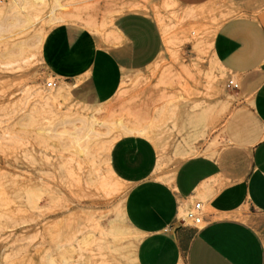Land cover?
<instances>
[{"label":"rangeland","instance_id":"obj_1","mask_svg":"<svg viewBox=\"0 0 264 264\" xmlns=\"http://www.w3.org/2000/svg\"><path fill=\"white\" fill-rule=\"evenodd\" d=\"M59 1L54 21L47 13L53 0H0V264H136L139 236L122 218L128 188L109 166L110 148L121 136H143L155 147L157 170L170 172L198 149L231 142L222 135L239 99L249 100L234 96L227 85L239 88V77L212 59V31L225 20L215 26L212 15L228 5L214 0L217 10L208 9L215 13L196 18L171 0ZM11 6L23 7L29 20L19 13L12 21ZM129 6L159 29L163 49L154 64L106 100L89 87L77 91L81 80L68 85L58 76L46 88L47 31L70 26L104 43L112 19ZM92 124L95 135L86 138ZM238 216L256 229L264 222L247 208Z\"/></svg>","mask_w":264,"mask_h":264},{"label":"crops","instance_id":"obj_2","mask_svg":"<svg viewBox=\"0 0 264 264\" xmlns=\"http://www.w3.org/2000/svg\"><path fill=\"white\" fill-rule=\"evenodd\" d=\"M173 1L205 5L207 15L218 8L214 0ZM223 1L229 9L214 19L224 12L229 17H220L213 58L239 77L234 96L249 100L239 99L222 135L231 142L217 151L198 149L170 172L157 170L155 147L143 136H121L109 151L113 174L128 188L121 214L139 236L136 264H264V222L256 229L238 216L245 208L264 216V0ZM162 49L156 23L129 6L112 19L104 43L70 26L51 28L42 42V67L55 83L81 80L77 91L89 87L106 100L126 78L154 64ZM194 203L206 209L200 228L180 218Z\"/></svg>","mask_w":264,"mask_h":264},{"label":"bare ground","instance_id":"obj_3","mask_svg":"<svg viewBox=\"0 0 264 264\" xmlns=\"http://www.w3.org/2000/svg\"><path fill=\"white\" fill-rule=\"evenodd\" d=\"M15 1V3H16V0H14ZM173 3H175L173 0H171ZM53 2L55 3V6L51 9V11L50 12H47L48 13V16H49V14H50V17L49 18H51L52 20H58L57 19V16L58 15H56L55 13V11H57V9L58 8H62V5L60 4V1L59 0H53ZM212 2H215V1H212ZM214 4V3H213ZM228 5V4H227ZM208 6V5H207ZM12 7V6H11ZM8 8L7 9V13H8V15H9V18L10 19H12V21L13 20H15L16 18H17V16H18V14L20 13V15H23V16H25L26 18H27V20H29V18H28V16H27V14H26V11L23 9V7H21V6H18V8L14 11V9H13V7L12 8ZM4 9H5V7H4ZM187 9H189V10H192L193 11V13H192V15H195V16H193V17H196V16H207V10H206V6L205 5H203V6H199V7H193V8H187ZM208 9V8H207ZM229 9V8H228ZM1 10V9H0ZM45 10H47V9H45ZM6 11V10H5ZM17 12V13H16ZM187 13V12H186ZM209 13V12H208ZM212 13H214V12H212ZM3 14H5V13H3ZM183 14V13H182ZM188 14V13H187ZM225 14V12L224 13H222L221 15L219 14L217 17H221L222 15H223V17L226 19V17L228 16L229 17V14L226 16V15H224ZM232 14V13H231ZM230 14V15H231ZM209 16V15H208ZM213 16V18L215 17L214 15H212ZM226 16V17H225ZM184 17V16H183ZM182 17V18H183ZM191 17V16H190ZM220 17H219V19L218 18H216L217 20H212V22H211V24H214L215 26H216V23H217V25H219L221 22H222V19H220ZM186 18V17H185ZM188 18H189V16H188ZM197 18V17H196ZM212 18V19H213ZM224 18H223V20H224ZM187 19V18H186ZM5 20H6V18H5ZM9 22V21H8ZM210 24V25H211ZM210 26H208V29H212V28H209ZM212 33H213V37H214V32L212 31ZM45 37V36H44ZM43 42V41H42ZM213 59V62H214V64H216V66L218 67V68H220L221 70H222V68L217 64V62H216V60H214V58H212ZM225 71V70H224ZM211 77V76H210ZM211 86H212V88H214L215 90L217 89V87H218V79L217 78H212L211 79ZM94 122L96 123L97 122V119H94ZM83 124V123H82ZM98 124V123H97ZM93 126H94V124H92V127H90L86 132H85V134H84V136H86V138L88 137V136H90V135H92L93 134V136L95 135V131H92V128H93ZM86 129V128H85ZM84 129V130H85ZM94 129V128H93ZM95 130V129H94ZM182 213V212H181Z\"/></svg>","mask_w":264,"mask_h":264},{"label":"built area","instance_id":"obj_4","mask_svg":"<svg viewBox=\"0 0 264 264\" xmlns=\"http://www.w3.org/2000/svg\"><path fill=\"white\" fill-rule=\"evenodd\" d=\"M46 88H52L56 86L55 81L53 80V77H51V81L45 82ZM228 88L232 90H237L238 85L234 83L233 81L228 82ZM183 222L187 226H192L195 228H200L205 224V220L203 219L202 214V206L200 203H194L191 207V209L186 213L185 219H183Z\"/></svg>","mask_w":264,"mask_h":264}]
</instances>
